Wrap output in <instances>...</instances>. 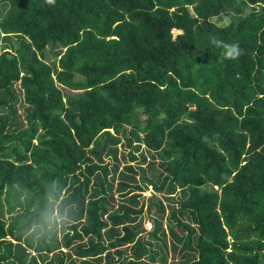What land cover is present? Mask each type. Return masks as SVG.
Here are the masks:
<instances>
[{"label":"trees","instance_id":"1","mask_svg":"<svg viewBox=\"0 0 264 264\" xmlns=\"http://www.w3.org/2000/svg\"><path fill=\"white\" fill-rule=\"evenodd\" d=\"M0 264H264V0H0Z\"/></svg>","mask_w":264,"mask_h":264},{"label":"rangeland","instance_id":"2","mask_svg":"<svg viewBox=\"0 0 264 264\" xmlns=\"http://www.w3.org/2000/svg\"><path fill=\"white\" fill-rule=\"evenodd\" d=\"M213 19L216 21V22H218V23H221V22H223L224 20V17L223 16H216V17H213ZM173 31H176V30H173ZM151 192V190H150V188H146V189H144L143 191H142V193L141 194H143V197H138V201H137V204H136V207H138L139 205H140V201H142V208H141V212H140V214H139V223L141 224V233L142 232H144L145 230H144V227H143V223H144V221L146 220V219H148L147 217H146V215H147V213H146V209H145V202H146V196H148L149 195V193ZM107 194H108V192H107ZM157 195H160L159 193H157ZM173 197V196H172ZM125 201H127V200H125ZM119 203V200L117 199V196L115 195V192L114 191H112V193L111 192H109V194H108V204L106 205V212L105 213H103V214H100L99 213V217H101L102 219H105L106 221H108V219H107V215L108 214H110V213H113V212H116L115 210H116V205ZM154 216L156 217V215L154 214ZM164 221V220H163ZM150 223H151V221H150ZM165 223V222H164ZM164 225H166V224H164ZM149 228H151V227H149ZM149 228H146V229H148L146 232H144V233H142V234H144V237L145 238H149V235H148V231L150 230ZM175 228H177V227H175ZM57 233H58V231H57ZM140 233V230H138V232H137V234H139ZM158 233V232H157ZM159 234V233H158ZM91 234H89L88 236H90ZM159 236H161V235H159ZM6 237H8V236H6ZM87 239V236H85V235H83L82 237H81V239H79V242L80 243H82V242H84L85 240ZM165 239H166V244H167V239H168V236H165ZM63 249H65L64 247H63ZM70 249V251L73 253V250H72V248H69Z\"/></svg>","mask_w":264,"mask_h":264},{"label":"clouds","instance_id":"3","mask_svg":"<svg viewBox=\"0 0 264 264\" xmlns=\"http://www.w3.org/2000/svg\"><path fill=\"white\" fill-rule=\"evenodd\" d=\"M51 2V0H49ZM213 43L217 44V46L221 45V41L215 40L213 38ZM223 47L226 49V52L224 53L227 58L235 59L241 54V49L237 44H224Z\"/></svg>","mask_w":264,"mask_h":264},{"label":"built area","instance_id":"4","mask_svg":"<svg viewBox=\"0 0 264 264\" xmlns=\"http://www.w3.org/2000/svg\"><path fill=\"white\" fill-rule=\"evenodd\" d=\"M148 193H149V192H148ZM150 226H151V223H150L149 219H146V220L144 221V223H143V227H144V229L149 228Z\"/></svg>","mask_w":264,"mask_h":264}]
</instances>
